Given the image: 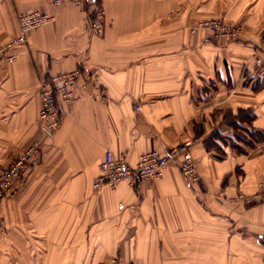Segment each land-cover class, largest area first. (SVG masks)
<instances>
[{
	"label": "crops",
	"instance_id": "0c3cea01",
	"mask_svg": "<svg viewBox=\"0 0 264 264\" xmlns=\"http://www.w3.org/2000/svg\"><path fill=\"white\" fill-rule=\"evenodd\" d=\"M101 35L71 2L0 0V46L22 12L54 19L28 32L0 67V173L30 144L42 152L0 200V264H264V0H101ZM224 16L237 40L192 31ZM82 68L52 135L39 118L40 83ZM137 106H140L138 109ZM191 140L200 180L170 162L136 186L93 188L105 152Z\"/></svg>",
	"mask_w": 264,
	"mask_h": 264
},
{
	"label": "built area",
	"instance_id": "2783aa9c",
	"mask_svg": "<svg viewBox=\"0 0 264 264\" xmlns=\"http://www.w3.org/2000/svg\"><path fill=\"white\" fill-rule=\"evenodd\" d=\"M49 4L57 6L71 2L78 6L90 17L91 30L101 35L104 30L105 7L101 0H46ZM54 19V16L45 11L22 12L18 16V33L6 43L0 46V67L3 64L13 62L17 57L16 48L27 41L28 32L43 26ZM205 30L213 38L224 40H237L242 34L239 23L224 18L202 19L192 28V31ZM255 60L256 76L264 81V56L253 53ZM82 75L79 66L73 70L52 74L45 78L39 85L41 96V108L39 118L42 121L47 135L60 126L63 104L72 103L79 94L77 87ZM139 109L140 106H137ZM191 140L178 142L166 150L161 151L152 148L140 154L135 164H130L125 155L116 156L112 150L105 152L99 165V173L93 181V188L100 190L105 186L116 187L126 181L132 186L138 183L160 178L170 162L178 164L181 174L190 183L200 180V172L192 153ZM42 143L39 140L30 144L9 166L3 169L0 178V195L9 193L15 180L24 179L39 160L42 152ZM247 202H259L264 200V180L258 183V189L252 194L243 197ZM261 237L264 239V225L261 228ZM124 264H140L127 262Z\"/></svg>",
	"mask_w": 264,
	"mask_h": 264
},
{
	"label": "rangeland",
	"instance_id": "374dc122",
	"mask_svg": "<svg viewBox=\"0 0 264 264\" xmlns=\"http://www.w3.org/2000/svg\"><path fill=\"white\" fill-rule=\"evenodd\" d=\"M214 18H224V19L229 20L228 18H226V17H224V16L214 17ZM232 21H233V20H232ZM234 22H237V21H234ZM241 27H242V26H241ZM8 166H9V165H8ZM5 168H6V167H5ZM2 171H3V169H2ZM2 171H1V173H2ZM1 173H0V178H1ZM14 183H15V182H14ZM13 192H14V187H13V189H12L9 193H6V194H3V195H0V200L11 197V196L13 195ZM124 263H127V262H123V264H124ZM140 264H141V263H140Z\"/></svg>",
	"mask_w": 264,
	"mask_h": 264
}]
</instances>
